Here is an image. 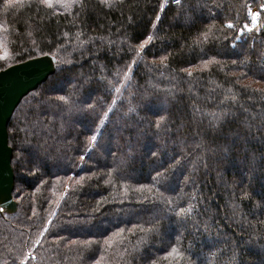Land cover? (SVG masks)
I'll return each mask as SVG.
<instances>
[{"label": "trees", "instance_id": "16d2710c", "mask_svg": "<svg viewBox=\"0 0 264 264\" xmlns=\"http://www.w3.org/2000/svg\"><path fill=\"white\" fill-rule=\"evenodd\" d=\"M162 4L0 0V70L57 59L8 124L0 264H264V8Z\"/></svg>", "mask_w": 264, "mask_h": 264}, {"label": "water", "instance_id": "95a60500", "mask_svg": "<svg viewBox=\"0 0 264 264\" xmlns=\"http://www.w3.org/2000/svg\"><path fill=\"white\" fill-rule=\"evenodd\" d=\"M57 59L46 53L0 70V211L14 213L15 172L8 124L22 99L56 71Z\"/></svg>", "mask_w": 264, "mask_h": 264}, {"label": "snow or ice", "instance_id": "6c2138e0", "mask_svg": "<svg viewBox=\"0 0 264 264\" xmlns=\"http://www.w3.org/2000/svg\"><path fill=\"white\" fill-rule=\"evenodd\" d=\"M177 2H179V0H177ZM41 3L47 4L49 7L52 6V5H51V0H41ZM258 15H259V14L257 13L256 15H253V16H252V24H253V27L256 26V20H257V16H258ZM228 27H233V25L229 24ZM245 28H246L248 31H251V30H252V28H249L248 25H245ZM149 39H151V37H149ZM141 47H143V45H142ZM164 59H166V58H164ZM117 91L119 92V89H117ZM60 99L64 100L65 98H64V97H60ZM91 139L94 141V140L96 139V137L93 136ZM191 211H192L191 208H188V209H182V210H181V214H183V213H185V212H189V213H190ZM169 255L176 256L177 259H179V258L181 257V253H180L179 250H178L177 248H175V247H173V248L171 249V252L169 253Z\"/></svg>", "mask_w": 264, "mask_h": 264}, {"label": "rangeland", "instance_id": "374dc122", "mask_svg": "<svg viewBox=\"0 0 264 264\" xmlns=\"http://www.w3.org/2000/svg\"><path fill=\"white\" fill-rule=\"evenodd\" d=\"M259 20L257 19V22H258ZM250 27H252L253 25H252V23L249 25ZM161 105H159V109L161 110ZM172 190V189H171ZM157 213H160V210L157 212ZM131 215V214H130ZM177 223H179V222H176V224ZM84 227H86V226H84ZM178 229H179V225L177 224V226H176V228L174 229V230H169V232H167V233H165L164 235L163 234H161L160 236H159V242H161V243H165V242H167V241H169L171 238H173V236H174V234H175V232L176 231H178ZM209 241H210V239H209ZM210 243V242H209ZM158 244V243H157ZM155 246H156V243L154 244Z\"/></svg>", "mask_w": 264, "mask_h": 264}, {"label": "built area", "instance_id": "2783aa9c", "mask_svg": "<svg viewBox=\"0 0 264 264\" xmlns=\"http://www.w3.org/2000/svg\"><path fill=\"white\" fill-rule=\"evenodd\" d=\"M173 2H177V0H163V4H162V6L164 7V6H167V5H169V4H171V3H173ZM260 6H261V8H264V0H260ZM254 14L252 13L250 16H251V22H252V16H253ZM258 22H257V20H256V24H257ZM253 25V24H252ZM263 59H264V55H263Z\"/></svg>", "mask_w": 264, "mask_h": 264}, {"label": "bare ground", "instance_id": "6f19581e", "mask_svg": "<svg viewBox=\"0 0 264 264\" xmlns=\"http://www.w3.org/2000/svg\"><path fill=\"white\" fill-rule=\"evenodd\" d=\"M261 4V3H260Z\"/></svg>", "mask_w": 264, "mask_h": 264}]
</instances>
